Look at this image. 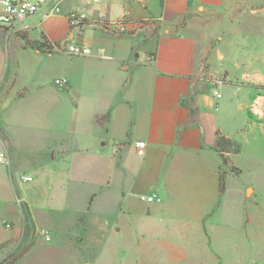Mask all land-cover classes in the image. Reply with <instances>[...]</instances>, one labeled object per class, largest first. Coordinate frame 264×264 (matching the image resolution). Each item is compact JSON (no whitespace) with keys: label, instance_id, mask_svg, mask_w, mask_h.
<instances>
[{"label":"crops","instance_id":"1","mask_svg":"<svg viewBox=\"0 0 264 264\" xmlns=\"http://www.w3.org/2000/svg\"><path fill=\"white\" fill-rule=\"evenodd\" d=\"M62 9L21 25L35 47L0 40V153L10 159L0 165V263L14 253L13 264H101L107 241L109 264L264 254V188L253 179L264 174V0H64ZM73 11L86 16L77 35ZM123 20L138 26L117 33ZM229 33L250 50L233 62L234 77L220 50ZM69 37L105 53L69 56L56 46ZM20 50L53 59L36 79L67 78L68 87L44 79L32 91L17 59L8 64ZM218 134L242 145L225 174ZM154 193L161 202L142 200ZM17 197L32 220L18 252Z\"/></svg>","mask_w":264,"mask_h":264},{"label":"built area","instance_id":"2","mask_svg":"<svg viewBox=\"0 0 264 264\" xmlns=\"http://www.w3.org/2000/svg\"><path fill=\"white\" fill-rule=\"evenodd\" d=\"M63 1L64 0H0V28L8 33H15L20 31L18 30V27L25 21L38 15H42L44 20L60 15L63 13ZM101 1L103 0H85V3L88 6H94ZM67 18L71 30L73 32H80L81 24H83L86 20V16L83 13L73 11L67 15ZM136 26H138L137 23L127 22L125 20L113 24L114 30L120 34H128L134 31ZM66 53L73 57H90L94 55L102 56L105 53V50L101 48L95 52L93 48L85 45L84 43L72 40L66 46ZM68 83L67 78H57L54 81V84L60 90L66 89L68 87ZM215 95L217 98H221L220 93L215 92ZM262 106V100H257L252 105L251 110L255 115L260 116L262 113ZM137 147L139 148V153L143 154L145 142H139ZM0 165H10L9 155L5 151L0 153ZM20 179L24 182H29L32 180V177L23 174L20 176ZM142 200L152 204L161 202L162 198L157 193H154L152 195L142 197ZM16 204L24 218L23 201L17 197ZM9 227L10 225H7V228ZM41 235L47 241L51 240L50 232L44 230L41 232Z\"/></svg>","mask_w":264,"mask_h":264},{"label":"rangeland","instance_id":"3","mask_svg":"<svg viewBox=\"0 0 264 264\" xmlns=\"http://www.w3.org/2000/svg\"><path fill=\"white\" fill-rule=\"evenodd\" d=\"M32 20L37 21V19L32 18V19H29L28 21H25V23H28ZM20 29H21V25L18 27V30H20ZM231 30H232V27H231ZM72 32L73 31L71 30V33ZM77 33H78L77 31L73 32V34H75V35H77ZM32 36L37 38V39H40L41 38V30L38 28V30H36V33L33 34ZM1 37H3V39H6L8 41H11V42L17 44L18 47H20V48L30 46L31 43H32L31 46L35 47V44L29 40L28 35L25 33H21V32L8 33L6 31L0 30V40H2ZM24 37L26 38V40ZM27 40L30 43H28ZM71 41L72 40H70V37H69L65 42L59 43L61 49L64 52L66 50V46ZM239 44H240L241 48L237 47V45L239 46ZM242 49H244V50H242ZM220 50L226 56V61L224 62V64L226 65V67L230 68L231 71H233L232 76L234 77V74L238 73L239 71L236 69V66L233 65V62L236 60V58H238L239 55H241V53L242 54L248 53L250 50L246 47L245 44H244V46L242 45V41L240 39H238V37L236 35H232L230 33L221 43ZM45 51L49 52L48 49H45ZM15 58L20 63L21 68H20L19 73H21L23 76V77H21L23 79L21 81L26 80V83L32 89V91L36 90L35 80L42 81L45 79V77L43 78L40 76L36 79L35 74L41 75V74H45V73H51V71L53 70L52 69L53 59H51L47 55H42V54H39V53L32 51V50L26 51V52L23 50H20L18 52V55H15L14 57L11 56L9 61H8V64L10 66H13ZM13 59H14V61H13ZM57 60L60 61L61 59H57ZM56 75L60 76V74H56ZM262 75H264V72ZM48 80H49V82L46 81V79H45V83H46L47 87L49 86V88H52L51 83L54 84V81L56 80V78L54 80V78L48 77ZM244 112L248 113L247 110H244ZM253 120L256 121L254 118H253ZM225 170H230V168L225 167L223 169V174L227 173V171H225ZM254 177L255 178H253V179L255 180L256 184L260 185L261 188L263 189L264 188V174H262L260 176L259 175L254 176ZM233 182H235V181H233ZM26 236H27V233L24 230V225L22 223L19 235L16 237V239L13 242V245H14L13 247L17 248L16 252H18L20 249L23 248ZM100 243H101L100 247H101V252H102L101 264H109V257L111 255V250H113V249L115 250V245H114V247L111 246V242H109V241L100 242ZM232 253H233V251H230L229 252L230 255L225 256V258H224L225 261L230 260V264H240L242 260H243V263H241V264H256V263L264 264V254L259 255L261 253V251H258L257 248H255V251L253 252L252 255H249L246 257H242L239 253H237V255H235V256H232ZM13 260H14V253H11L5 259V262L6 263H12ZM253 261H254V263H253Z\"/></svg>","mask_w":264,"mask_h":264},{"label":"trees","instance_id":"4","mask_svg":"<svg viewBox=\"0 0 264 264\" xmlns=\"http://www.w3.org/2000/svg\"><path fill=\"white\" fill-rule=\"evenodd\" d=\"M82 26H83V24H81V27ZM25 40H26V38H25ZM28 43H30V42L28 41ZM31 45H32V43L30 44V46ZM43 45H46V42L43 43ZM56 46L58 48H60V44H56ZM48 50H51V49L48 48ZM215 150L221 156L222 161H223V165L226 167V166L232 165L231 160L229 158L230 155L241 154L242 145L238 141L226 138L225 136L218 134L217 145L215 147ZM225 187H226V178L224 175H221V178H220V193L221 194L224 193ZM23 208H24L25 231H26V233H29L32 229V225H31L32 220H31L27 205L24 204ZM4 248H5L4 246H0V251H2ZM13 263H14L13 261H12V263H6L4 261L0 264H13Z\"/></svg>","mask_w":264,"mask_h":264}]
</instances>
